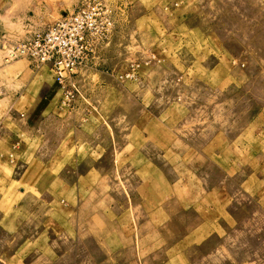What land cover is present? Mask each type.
I'll return each mask as SVG.
<instances>
[{"label":"rangeland","instance_id":"1","mask_svg":"<svg viewBox=\"0 0 264 264\" xmlns=\"http://www.w3.org/2000/svg\"><path fill=\"white\" fill-rule=\"evenodd\" d=\"M86 1L0 0V42L5 39L17 43L31 38ZM105 1L113 2L117 12L121 10L119 2ZM123 1L128 6L140 2L144 8L152 3L148 10L157 8L162 13H171L169 6L174 2ZM195 6L196 12L185 26L187 30L176 29L172 19L165 20L166 16L160 14L162 18L159 16L156 22H145L143 31L147 35L133 34L135 25L128 16L126 24H133V28L117 34L116 45L108 53L107 67L96 69L89 65L74 75L76 95L70 110L60 107L61 94L58 85L53 83V91L27 123L24 112L15 115L8 110V99L0 92V264L13 252L27 251L19 248L29 246L28 242L49 218L44 204H61L57 179L72 182L77 178L71 164L76 148L69 149L68 153H72L69 163L60 174L59 160L50 164L44 157L47 149L55 150L59 138L68 135L84 143L79 159L93 151L90 142L108 141L110 146L102 159L94 163L86 158L77 167L83 172L96 164L108 170L114 165L115 153L133 136L130 127L134 122L162 119H167L169 125L179 120L174 131L199 154L189 160L183 142L171 146L163 142L166 137L163 131L152 135L153 130L147 132L151 140L141 150L150 156L152 153L163 155L155 163L170 180L183 178L190 171L209 186L221 183L227 190L229 211L238 220L234 227L226 229L225 236L212 235L190 251L193 264H264V196L240 190L245 169L235 166L242 160L235 159L230 150L239 143L238 138L227 146L223 160L201 154L215 133L231 141L244 129L243 134L249 133L250 121L264 106V0H197ZM3 56L4 50L0 48V86H10L11 78L19 79L25 74L21 68H11L16 61L28 64L35 88L48 81L46 68L37 71L27 59L7 62ZM136 64L137 79L119 77L130 70V65ZM221 75L227 77L228 83L222 84L225 88L218 85ZM234 75L239 81L229 84ZM180 77L183 80L177 82ZM16 81L17 97L25 84L18 86L20 81ZM48 102L54 110L51 118L40 124L36 121L39 109ZM257 138L262 151L255 161V170L264 174V160H260L264 158V134H257ZM209 151L208 148L205 153ZM119 162L122 164L119 160L116 164ZM224 172L230 176L223 183ZM48 187L51 192L43 194ZM54 216L59 217L58 211ZM58 235L57 232L45 240L53 249L20 254L21 264H97L102 258L101 252H105L75 251L68 240Z\"/></svg>","mask_w":264,"mask_h":264},{"label":"crops","instance_id":"2","mask_svg":"<svg viewBox=\"0 0 264 264\" xmlns=\"http://www.w3.org/2000/svg\"><path fill=\"white\" fill-rule=\"evenodd\" d=\"M171 1H174L172 6H169L172 12L162 13V10L157 8L148 10L152 3L144 8L140 2L133 5L129 3L128 6V3L122 0H115L119 2L121 10L116 14L110 40L84 67L89 65L96 69L107 67L110 63L108 53L116 45L117 34L126 29L130 31L133 28L131 24L133 22L136 30H131V33L139 32L144 36L147 35L143 31L145 22L147 20L156 22L160 14H164L166 16L164 19H172L176 29L187 30L185 26L189 22V17L196 12L197 0ZM128 16L131 19L130 24H126ZM183 21H185L184 24ZM139 41H141L140 38ZM27 66L26 62L20 61L12 64V69L21 68L25 74L19 79L11 78L12 84L0 86V92H3L8 99V110L14 112L15 115L24 112L28 123V119L39 108L41 102L53 91L51 87L55 81L51 70L44 67L47 69L45 74L47 73L48 81L35 88V83L30 80L32 71L27 70ZM226 66L225 64L224 67L227 68ZM220 78L219 86L228 83L226 76L221 75ZM16 80L20 81L18 86L25 84L17 97L15 95L18 90L14 87L17 84ZM180 80L182 81L183 78H177V82ZM237 80L238 78L234 75L229 80V84H236ZM222 87L225 88V86ZM57 94L58 91L53 97ZM51 106L52 104L48 102L39 109L36 121L40 124L46 123L51 118V111L54 110ZM171 109L175 112L174 107ZM178 122L179 120L176 119L170 125L167 119L166 121L162 119L160 122L157 120H150L147 123L145 120L134 122L130 127L133 136L126 140L115 153L112 158L114 165L108 170L98 168L96 164H92L83 172L77 168L86 158L92 159L94 163L102 159L110 146L108 141L103 143L102 139H99L94 143L90 142V149L93 151L88 157L79 159L84 143L68 135L59 138L54 147L55 150L47 149L44 157L48 163L59 160L58 172L60 174L61 170L67 168L65 164L69 163L72 154L68 153L69 149L76 148L71 164L75 167L72 171L77 178L72 182L57 179L56 190L60 193L58 200H61V204L55 203L52 206V202L44 204L45 214L49 215L46 224L39 227L40 232L28 242L29 246L25 244L21 249L19 248V251L22 249L27 251L19 253L16 249L17 253L13 252L2 261V264H21L19 258L24 252L27 254L29 251L53 249L48 247L45 240L57 232L61 239L68 240L73 245L75 251L85 249V251H105L101 252L102 258L97 264H193L190 251H194L197 245L204 243L212 235L225 236L226 229L234 227L238 220L229 211L227 206L229 202L227 203L226 199L227 190L221 183L209 186L205 180H200L195 172L190 171H187L183 178L170 180L155 163V160L163 155L152 153L153 155L150 156L149 153L141 150L147 141L151 140L147 134L149 130H153L152 135L154 132L157 134L164 132L166 137L163 142L171 146L183 142L187 146L186 157L192 160L199 153L174 131V127L179 125ZM249 129L251 130L249 133L243 134L246 131L244 129L232 141L225 139L223 134H213L206 142L207 146L202 148L201 154H203L202 157L206 154L209 158L214 156L218 160H223L227 154L225 153L227 146L229 147V144L238 138L239 143H236L235 147L230 150L235 159L242 160L238 164L235 163V166L239 170L245 169L244 178L240 182V190L253 194L260 193L262 197L264 196V174H258L255 170V161L262 151V149L259 151L257 134H264V106L250 121ZM208 148L210 151L205 153ZM36 159L39 160L37 156ZM118 160L122 161V164L120 162L116 164ZM26 171L24 170V173ZM229 176L230 174L227 176L224 172L222 182L224 183ZM258 184L261 185L257 186ZM50 192L51 187L43 190L45 195ZM57 211L58 218L54 216Z\"/></svg>","mask_w":264,"mask_h":264},{"label":"built area","instance_id":"3","mask_svg":"<svg viewBox=\"0 0 264 264\" xmlns=\"http://www.w3.org/2000/svg\"><path fill=\"white\" fill-rule=\"evenodd\" d=\"M116 14V6L105 0H87L31 38L17 43L2 40L3 58L7 62L27 59L37 71L48 67L61 94L60 107L70 110L76 95L73 76L108 44ZM137 67L130 65V70L119 77L137 79Z\"/></svg>","mask_w":264,"mask_h":264}]
</instances>
